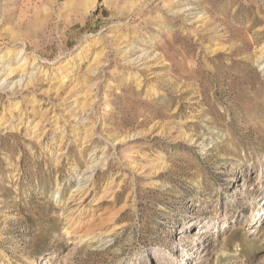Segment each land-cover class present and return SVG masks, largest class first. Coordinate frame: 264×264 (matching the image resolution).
Segmentation results:
<instances>
[{
	"label": "rangeland",
	"instance_id": "rangeland-1",
	"mask_svg": "<svg viewBox=\"0 0 264 264\" xmlns=\"http://www.w3.org/2000/svg\"><path fill=\"white\" fill-rule=\"evenodd\" d=\"M0 264H264V0H0Z\"/></svg>",
	"mask_w": 264,
	"mask_h": 264
},
{
	"label": "bare ground",
	"instance_id": "bare-ground-1",
	"mask_svg": "<svg viewBox=\"0 0 264 264\" xmlns=\"http://www.w3.org/2000/svg\"><path fill=\"white\" fill-rule=\"evenodd\" d=\"M94 3V2H93ZM23 59H25V58H23ZM8 71V73H7V75L8 74H10L11 73V71L12 70H6V72ZM25 76V74H21L20 75V78H21V80L23 79V77ZM7 81V79H6V76L2 79V84H4V82H6ZM28 82V81H27ZM192 140H193V138H192ZM105 164V161H104V163L102 164V165H104ZM93 168H95V167H93V166H91V168H90V170H88L87 171V173H89V175L88 176H84V175H82V177H83V179H88V178H90L91 176H92V174H93ZM77 191H78V189H77ZM80 192V191H79ZM87 193V192H86ZM257 214H261L260 215V217L258 218V220L260 221L261 220V216L263 215V209L262 210H259V211H257ZM188 225H190V226H192L190 223H187V225L186 226H188ZM203 226V225H202ZM261 226V225H260ZM186 229V228H185ZM181 232H183V231H181ZM185 232H186V230H185ZM213 234H215V232L213 233ZM106 237V236H105ZM221 255H224V252H221Z\"/></svg>",
	"mask_w": 264,
	"mask_h": 264
}]
</instances>
